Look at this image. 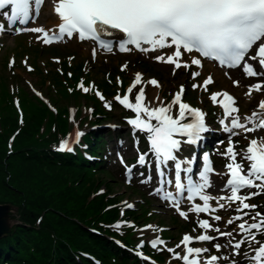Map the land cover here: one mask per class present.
<instances>
[{
    "label": "snow or ice",
    "instance_id": "6c2138e0",
    "mask_svg": "<svg viewBox=\"0 0 264 264\" xmlns=\"http://www.w3.org/2000/svg\"><path fill=\"white\" fill-rule=\"evenodd\" d=\"M43 3L44 0H0V10L10 7V12L3 11L2 13L8 20L9 27L17 23L26 25L34 13L39 15ZM52 3L53 11L60 21L58 33H53L50 36L49 31L43 27L16 28L15 31L17 33L25 31L43 33L42 39L45 44L54 39H62L67 35L70 38L76 37L80 41L86 39L95 41L99 47L107 51H112L114 44H118L120 52H131L135 49L142 53H149L172 49L171 54L157 55L154 59L174 65L173 74L176 69L181 67L186 69L191 65L202 67L200 57H203L218 61L220 65H227L229 68L242 66L243 72L248 77H264V0H52ZM4 28V24H0V32L4 31ZM105 36L112 39H104ZM40 38L38 37V39ZM254 46L255 52L250 55ZM95 51L93 49V57H95ZM185 53H198L199 56H192L188 62L182 59ZM246 57L248 60L245 59ZM248 61H257L258 67H254ZM10 63H14V60ZM126 68L127 64L123 65L121 70ZM191 75L195 78L200 76V72L194 71ZM141 80L142 74L136 73L135 81L128 92L131 93ZM212 82V77L209 76L203 83L206 86ZM148 83L159 87V82L155 79L149 80ZM233 83L239 86V81H233ZM78 86L84 92L89 91L82 83ZM192 87L196 88L198 85L193 84ZM183 91L184 87L181 85L180 92L172 101V104H179V112L176 117L168 114L172 110L171 104L152 109L146 107L143 104L145 99L143 88L139 89L138 94L135 95V103L129 102L128 95L121 98L118 94L115 97L123 107L131 109L136 114L135 118L127 119V123L138 131L148 133L147 139L157 158V170L159 171L161 164H167L169 161L176 162L178 192H182L185 185L181 183L180 179L181 162L175 155L182 142L175 137L178 134L182 135L188 138L187 143L195 144L202 138V133L210 130L206 127L205 113L202 110L181 102ZM253 91H264V81L248 86L245 95L251 96ZM96 94L101 100H104L102 94L99 92ZM218 95L221 94H212L210 98L213 102H216ZM222 95L231 102L223 103L224 119H221L220 123L225 132L239 135L240 133L234 132V129H242L245 133L264 129V99L259 101L258 109L251 115H246L245 122L241 123L239 115H233V113L239 112L237 107L231 106L235 103L234 97L226 92ZM105 107L110 109L111 105L106 103ZM141 113H145L148 119H141ZM189 117H191L190 122L181 123V121L188 120ZM228 117H232L230 126L225 123V119ZM153 119L156 123L151 122ZM249 124L253 126L249 127ZM81 135L83 134L77 131L74 139L78 141ZM231 135L228 147L220 153L230 160L225 165L228 171L223 173V175H230L225 185V189L230 190V195L213 197L203 194V189L210 187L208 173L214 171L206 163L203 171L199 173L203 183L194 184L191 176L188 177V199L191 200L197 196L203 201V206L197 203L191 211L195 213L216 212L217 208H210L209 201L212 200H216L221 209L225 208V204L219 203V201L227 200L229 205L239 202L235 209L238 215L228 219L226 223L231 225L236 221H241L237 224L238 234H246V236L242 235V238L235 242L229 240L228 244L233 249V255L241 254L242 245L247 244L249 247L253 244L258 245L253 249L254 254L251 255L250 261L252 264H264V243L257 240L253 231L264 234V213L255 211L253 215L252 210L258 206L247 202L253 196L264 193V137L250 139L247 148L237 152ZM245 139L248 137L245 136ZM72 150L68 140L62 141L58 147V151L71 152ZM237 156L241 157L240 161H237ZM138 160L143 165L145 155L141 154ZM204 160L208 161L207 154H205ZM244 161H247V168H245ZM121 162L123 163V159ZM184 163L191 164L192 161L188 160ZM183 171L191 173L192 169L187 167ZM128 172L131 173V168H128ZM160 175H164L162 171H160ZM149 179L151 178L149 177ZM252 188L257 191L240 194L243 189ZM164 199L174 200L171 194L165 196ZM125 205L127 208L134 207L127 202ZM174 205L180 216L188 219V212L180 210L178 201L174 200ZM245 209L249 211L246 212ZM245 216L250 217L253 222L249 223L244 219ZM213 219L221 221L222 217L215 215ZM198 226L200 229H211L219 236L233 237L232 231H221L219 227H213L207 219L200 220ZM147 227L152 228L153 226L148 225ZM216 238L209 234H200L195 237L185 234L182 240L185 245V248L182 249L183 255L173 248H168L167 251L173 253L174 258L182 260L184 264H202L200 257L209 249L187 245L193 240L211 242ZM164 243L159 239L150 241L151 247L154 249L158 244ZM142 246L141 243L140 247ZM176 247L180 248V245L178 244ZM214 247L219 251L223 246L216 243ZM243 254L247 257V253ZM220 259L221 257L217 255H211L204 261V264H216ZM232 264H236V261H233Z\"/></svg>",
    "mask_w": 264,
    "mask_h": 264
},
{
    "label": "trees",
    "instance_id": "16d2710c",
    "mask_svg": "<svg viewBox=\"0 0 264 264\" xmlns=\"http://www.w3.org/2000/svg\"><path fill=\"white\" fill-rule=\"evenodd\" d=\"M138 65L142 72L160 76L153 64L142 61ZM51 80L54 96L62 97L64 92L70 101L80 93H69L59 80ZM100 82L101 90L112 96L111 82ZM9 92L0 89V205H9L19 223L0 238V264H94L91 259L98 264H140L137 256L113 241L137 249L135 233L145 223L143 206L141 218L137 209L120 206L121 197L111 191V172L82 156L87 151L101 157L104 134L98 125L106 113L82 115L71 127L67 109L52 113L39 101L42 108L35 105L34 112H25L20 123L7 100ZM186 97L195 100L192 93ZM77 131L83 135L72 142ZM64 140L72 143L71 152L58 151ZM138 191L133 187L131 193L139 195ZM130 219L136 222L133 227L122 225ZM143 251L159 262L165 259L164 252H152L146 245Z\"/></svg>",
    "mask_w": 264,
    "mask_h": 264
},
{
    "label": "rangeland",
    "instance_id": "374dc122",
    "mask_svg": "<svg viewBox=\"0 0 264 264\" xmlns=\"http://www.w3.org/2000/svg\"><path fill=\"white\" fill-rule=\"evenodd\" d=\"M49 13V7L48 5L45 7L42 16L40 18V21L37 23V25L42 26H48L49 20L47 18V14ZM14 45L10 44L8 46L4 45L5 48H12ZM67 47H70L71 51H69L70 55H64V54H44L42 56L37 55V60L32 59V56L30 57H23V55H16L15 57V63L11 68H9V63L14 59L13 54H4L3 56L0 57V89L3 88L5 90H10L11 85H15L16 82L19 84L18 88L21 90H17L15 93V98L20 100L21 103V111L23 113L25 112H34V106L39 105L40 108V102L42 101L44 103H47L48 107L45 106L49 111L54 113V110L56 109H62L65 108L67 109L68 113L70 110H76V106L78 108V112L75 116V119H72V122H75L77 118L82 117L84 110H88V113H92L93 111L99 113L101 111L105 112V119L101 121V125L99 126L100 128H104L105 126H113L114 129H112V132H108L106 130H102L100 132H103L104 138L103 141L105 142L104 144V150L102 151V154L104 157H106V160H109L107 163L108 168L110 172L113 174L112 177V185L113 187L111 188L113 194H116L117 197L123 198V200L119 201L121 205H125V202L128 204L134 205L132 209L136 208L138 204H140V201L138 200L139 195H132L131 191L132 188L138 187L139 190L143 191L144 185L142 181L146 182L147 175H142L141 178H136L135 177L130 181V184H126L125 182V173L121 171L120 173V168L116 167L115 162L113 161L111 151H109L110 147H115L118 145L119 142L115 143V138L114 136L118 135V137H123V145L125 148H128V145L130 144V139L135 137L139 138L140 137V131H135L133 126H129L126 122L121 123V118L119 116H122L123 113H128V116L126 118H135V113L132 112L131 109H126L125 107H122L121 104L116 100L115 102L110 104V98L116 97L118 94L120 95L121 98H123L124 95V90L125 88L131 83L135 81V75L136 73H141V69L139 68L140 66L138 65L139 61H148L152 62L154 61L156 63V69L158 72L165 75H160V76H149L148 75H142V80L132 90L130 96H129V102L135 103V95L138 94L139 89L143 88L144 93H145V99L143 101V104L148 107L149 109L160 107V106H168L172 105V110L169 115H172L176 117L179 112V104H172V101L175 98L176 92H180L181 85H183L185 89V93L183 94V99L182 101L184 103H187L189 105H193L196 108H199L200 110H203V113H205V118L208 120H211L213 124H218V121L216 117L214 116V111L213 107L210 102L209 96L207 94L200 92L199 89V80H196L195 83L198 85L196 87V93L194 94L195 100L191 101L188 100L186 97V94L190 92L191 89L187 88L189 86V83L187 81L186 76H182L179 79L176 78V76H173V66L166 65L163 62H159L156 59H154V56L152 55H145L148 56L147 58L145 57H136L135 53H126L123 54L121 58H116L118 55H115V52L111 53L110 55H105L103 51L95 49V57H93V52L91 53L92 48H90L88 43L85 44H78V43H68L66 45ZM34 56V54H32ZM72 55L74 58H72ZM144 55V54H143ZM98 56V57H97ZM104 56V57H101ZM100 57V58H99ZM26 61V63H25ZM77 63H80L84 66V71L81 72L80 69H74L72 71H69L71 75H74L73 80L76 79V76H78V80L75 83V86L79 83V81H83L84 87H87L89 89L88 92H84L82 88H77L80 90V93L77 94L76 97H71L70 101L68 100V95L63 92V96H54L51 93V87L48 86L49 82H53V80H60L62 83H65L64 78L66 76H70L68 73L69 69H65V66L68 64L69 66H76ZM127 64V68L124 70L122 69V66ZM81 65V66H82ZM31 69V70H29ZM146 70V69H145ZM210 71L212 72L211 69L205 68L204 72L201 75H204ZM57 72L59 74H57ZM65 72V74H63ZM120 75H117V74ZM145 74V73H144ZM214 76V75H213ZM222 82L216 81V84L221 86L223 89L228 88L229 86V81L223 83V76L220 73ZM191 79H193L190 76ZM103 79H108L111 82V89L110 91L114 90L115 92L113 93L112 96L109 97L107 93H104L101 90V80ZM148 79V80H147ZM155 79L156 81L159 82V87L153 86L152 84L148 83L149 80ZM145 81V82H144ZM147 81V82H146ZM199 81V82H198ZM253 81V80H251ZM68 83H73L71 80L67 79ZM258 82V80L253 81ZM22 84L23 86H21ZM249 84V83H248ZM53 85V83H51ZM123 86V88L121 86ZM191 86V85H190ZM193 88V87H191ZM28 89V91H27ZM213 91V90H211ZM97 92L100 94L104 95V100H101L97 96ZM39 93V95H37ZM211 94V93H210ZM245 95V93H244ZM264 95V91L261 92L260 94L255 93L254 94V99L252 102V106L250 104H245L242 103V107L245 109V112L242 113V115H248L253 109L254 105L259 97H262ZM159 97V99H157ZM24 98L26 100H24ZM8 102L11 104L15 114L17 117H21V114L18 112L17 107L14 105L13 99L11 95L9 94L7 96ZM94 101V103L92 102ZM110 104L111 108L105 107V104ZM23 104V105H22ZM208 105V106H207ZM53 109V110H52ZM91 110V111H89ZM212 116L214 118L212 119ZM70 117L72 118V113L70 111ZM141 119L147 120L148 117L145 113H141ZM152 122V121H151ZM73 127V126H71ZM245 136L248 137V139L244 138H239L234 142V145L236 146V151L241 152L242 150L246 149V146H248L249 140L252 138H262L264 137V129L257 130L253 133L250 134H244ZM119 139V138H118ZM120 140V139H119ZM102 141V144H103ZM101 143V142H100ZM226 148H224L220 153L224 152ZM130 154L125 155L126 159H130V157L134 158V162L138 159L139 154L136 152V149H133L132 146H130ZM126 153V152H125ZM218 154L215 158V163L219 166V169L216 171L217 175L212 177L214 188L212 190L213 197H220V196H225L223 193V173L227 172V169L225 167V163L228 162V160L224 159V156L221 154ZM131 155V156H130ZM109 157V158H108ZM238 161H240L241 157L237 156ZM138 165V163L136 162ZM245 168H247V161H244ZM143 170V169H142ZM119 171V172H118ZM145 172V171H144ZM106 173V172H103ZM106 179H110L108 175H102ZM151 176L153 177V172H151ZM152 181V179H151ZM140 186L142 189H140ZM257 191V189L249 190L245 192V194L249 192ZM144 193V191H143ZM145 195V193H144ZM255 196H253L250 200L247 202L249 204H253V199ZM219 203L225 204V208L221 209L219 208V213L217 215H220L222 217L221 221H215L213 218H210L209 223L213 225V227H219L221 231H232L233 232V237H237L240 235L239 230L233 226L236 223H240L241 221H236L232 225H227L226 221L235 215H238V213L235 211L236 207L239 205V202L232 203L229 205V202L227 200H222L219 201ZM149 201L145 199V204L143 205V220L146 224L152 225V229H149L146 226V229L149 230H143L141 228L140 233H135V237L138 240L142 241L143 243H146L149 240L152 239H159L160 232H162V229L164 227L169 228L167 232L168 233V238L166 239L164 246H161L160 251L164 252L165 256V263L169 264H179L181 262L180 259L174 260L175 258H167L166 256H169L173 253H170L167 251L168 248H173L175 249L176 252L181 253L183 255L184 253L182 252V240L183 236L185 234L189 235H194L195 231L194 229L188 228L189 230H183L182 229H175V227L179 228L180 225H185L191 223H196V228H199L198 222H199V217L198 216H192L188 214V219L182 220L181 218L177 217V219L181 222H178L175 218L171 219L169 215L166 214H158V217L153 216H148L149 214H152L149 212ZM219 207V205H218ZM11 208V207H10ZM154 209H158L157 205L155 204L153 206ZM8 210V209H7ZM244 211H249V210H244ZM255 211H258L256 208L255 210H252V214L254 215ZM7 214V213H6ZM9 215V226L10 230L14 228L16 224L19 222L17 221V218L15 217V212L11 208V211L8 213ZM245 220H248L249 223L253 222L250 217L245 216ZM143 222V223H144ZM135 225V220L130 219L127 222V226ZM142 225V224H141ZM124 226V225H123ZM195 228V230H196ZM199 233V231H198ZM255 233V230H254ZM206 234L209 235H217L218 233L212 231L211 229L206 232ZM9 235V234H8ZM242 235V234H241ZM6 236V235H5ZM173 238V239H171ZM228 237L221 236L220 239H218L216 243L221 244L223 247L219 250V252L222 254L224 259L226 260V264H232L233 261H236V264H252L250 261L251 255L254 254L253 249L258 247V245L253 244L251 247H249L247 244L243 245L240 252V255H232L230 248L228 245L224 246L222 243V240H226ZM236 238V239H237ZM136 241V242H137ZM180 245V248H177V245ZM140 248V247H139ZM137 248L138 250H140ZM211 248H215L212 246ZM136 249V250H137ZM155 252L157 250H154ZM247 253V257L243 254ZM174 256V254H173ZM173 259V260H172ZM177 261V263H176Z\"/></svg>",
    "mask_w": 264,
    "mask_h": 264
},
{
    "label": "water",
    "instance_id": "95a60500",
    "mask_svg": "<svg viewBox=\"0 0 264 264\" xmlns=\"http://www.w3.org/2000/svg\"><path fill=\"white\" fill-rule=\"evenodd\" d=\"M9 211H11L9 205H0V238L11 233L9 226Z\"/></svg>",
    "mask_w": 264,
    "mask_h": 264
},
{
    "label": "bare ground",
    "instance_id": "6f19581e",
    "mask_svg": "<svg viewBox=\"0 0 264 264\" xmlns=\"http://www.w3.org/2000/svg\"><path fill=\"white\" fill-rule=\"evenodd\" d=\"M47 3H49V4H53L52 3V0H47ZM43 7H44V5H43ZM54 11H53V5H52V7H51V9H50V12L47 14V17L51 20V21H54V19L56 20V23H55V25H57V19H56V17H55V15H54V13H53ZM51 25V24H50ZM54 25V24H53ZM41 27H43L44 29H45V27L44 26H41ZM90 48H91V46H90ZM213 73H214V75L216 76V78H219V76H220V74L218 73V72H216V71H214L213 70ZM238 75V74H237ZM148 80V79H147ZM145 82V81H144ZM147 82V81H146ZM242 82L243 83H246V80H242ZM255 94V93H254ZM248 98L249 97H251V96H247ZM246 96H242L241 97V99L242 100H244V101H247V98ZM218 101L221 103V104H223V103H227V102H225V101H223V99H222V97L221 98H219L218 99ZM258 109V104L256 105V107L253 109V111H255V110H257ZM205 123L206 124H208V123H210V120H205Z\"/></svg>",
    "mask_w": 264,
    "mask_h": 264
}]
</instances>
